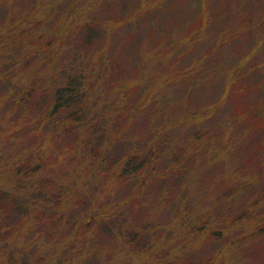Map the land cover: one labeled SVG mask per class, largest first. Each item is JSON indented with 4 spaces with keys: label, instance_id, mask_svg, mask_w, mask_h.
I'll return each instance as SVG.
<instances>
[{
    "label": "trees",
    "instance_id": "obj_1",
    "mask_svg": "<svg viewBox=\"0 0 264 264\" xmlns=\"http://www.w3.org/2000/svg\"><path fill=\"white\" fill-rule=\"evenodd\" d=\"M89 1L83 0L81 4L78 0H67L66 4H60L53 0H36L28 7L18 0H0V6L7 14L0 22V83L5 88L0 92V177L10 175L7 185L0 182V252L3 256L0 264H78L85 260L97 262L95 264H220L218 253L202 256L204 250L199 247V242L205 235L208 242L218 241L229 234L230 226L242 233L240 238L246 243L264 233V218L256 211L258 201L251 202L249 208L245 204L244 194L247 192L243 188L252 175L247 176L244 183H232L233 187L231 185L217 195L220 198L214 219L200 215L199 218L209 224H222L221 230L206 233L209 229L206 223L199 221L195 225L198 211L195 208L194 212L193 208L188 212L180 210L178 197L182 192L183 197L188 198L185 196L191 195L193 188L197 189L196 183L205 184L206 172L216 163L214 158H206L210 153L206 144L207 134L197 131L192 144H180L174 148L184 153L182 157L186 159L193 144L206 146L192 160L189 169L175 167L185 162L175 158L172 168L165 165L159 169L165 163L161 160L165 146L151 151L145 149L146 155L140 159L135 154H110V144L105 142H113L116 135L128 131L129 125L141 116L147 100L137 103L130 100L128 88L120 81L108 90L99 88L100 101L112 95L119 98L106 111L100 106L97 108L96 119L112 115L107 125L98 120V125L87 128L91 103L85 104L83 97L86 81L102 67V72H116L106 42L95 52L74 54L63 61L61 73L56 69L58 74L51 71L61 56L60 50L65 49V35L84 22L83 16L88 9L106 0ZM141 6L147 11L153 8L150 2L146 4L143 0L138 3V7ZM76 7L80 9L79 14L73 18ZM138 7L133 13L138 11ZM164 8L163 5L161 10ZM93 15L94 12L87 21L90 22L89 27L96 23L92 20ZM162 51L166 53L165 49ZM172 54V50L167 53L169 56ZM78 63L80 71L76 69ZM237 89L234 86L233 90L240 92ZM38 91L45 95L44 105L31 109L39 97ZM230 92L229 87L226 88L224 97ZM257 106L239 116L238 120L243 121L253 112L256 122L253 126L259 130L263 125L261 121H264V101ZM49 122H52L51 128L45 130ZM113 124L114 134L106 127ZM70 132L76 134V141L71 147L60 149L63 135ZM226 134L224 131L217 138L222 139ZM30 137H33L31 142L24 141ZM2 140L11 144L1 147ZM210 145L214 150L224 149V144ZM77 148V154L81 156L71 157ZM170 149L167 147V158L174 157ZM230 177L231 174L225 171L212 180L231 184ZM167 178L182 179L179 189L172 196L167 191L169 188H163L159 192L160 198L149 201L159 202L157 206L160 209L169 207L174 214L173 219L177 218L182 223L180 234L174 235H182L183 247L176 250H171L173 239L168 235L169 228L155 224L156 206L147 205L146 213L132 218L134 210H123L122 202H117L111 192L129 180H138L140 187L145 189L148 184ZM167 185L170 186L169 183ZM105 187L109 194L101 193ZM93 188L100 190L101 205L94 202ZM238 194L243 195L242 206L245 207L240 214H233L231 210L220 211L238 201ZM199 202H195L196 207L202 203ZM102 232L111 233L113 239L106 243L96 241L95 237ZM15 240L22 246L17 247ZM4 242L9 250L1 248ZM118 245L122 246L121 249H117ZM239 249L242 247L230 245L227 252L229 261L235 258Z\"/></svg>",
    "mask_w": 264,
    "mask_h": 264
},
{
    "label": "rangeland",
    "instance_id": "obj_2",
    "mask_svg": "<svg viewBox=\"0 0 264 264\" xmlns=\"http://www.w3.org/2000/svg\"><path fill=\"white\" fill-rule=\"evenodd\" d=\"M35 1L18 0L28 7ZM53 1L60 4L67 2ZM78 1L83 4V0ZM140 1L106 0L100 5L95 4L92 8L94 10L88 9L83 16L84 22L79 27L75 25L78 28L65 35V49L60 50L61 56L51 71L54 70L58 74V70L61 73L63 61L66 62L74 54L95 52L106 42L116 72H102V67L101 71L94 72L91 79L86 81L83 97L85 104L91 103L87 128L98 125V120L107 125L112 115L96 119L97 108L100 106L106 111L114 105L116 98H119L112 95L100 101L99 88L108 90L120 81L128 88L130 100L135 103L147 100L142 107L141 116L129 125L128 131H123L120 136H113L116 138L113 142H105L103 139V142L110 144V154L123 156L129 153L140 159L146 155L145 149L151 151L155 147L165 146L161 158L165 163L160 165L159 169L165 165L172 168L175 165L173 158L181 163L182 160L185 161L181 166L175 167L189 169L192 160L206 146L193 144L186 159L182 157L184 153L177 152L174 148L180 144H192L194 133L201 131L208 135L206 144L210 153L206 158H214L216 163L206 172L205 184L196 183L197 189L193 188L192 194L185 196L188 198H184V193L181 192L178 197L180 210L188 212L193 208L194 212L195 208L198 211L195 225L200 221L208 226L206 233L219 231L222 226L220 222L209 224L203 218H215L214 212H218L217 203L220 198L217 195L221 191L226 190L232 183H244V179L252 175L243 188V191L247 192L244 194L246 208H249L254 200L258 201L259 208L256 211L264 218V121H261L263 125L256 130L253 126L256 124L253 112L244 117L243 121L238 120L239 116L256 109L257 105L264 101V0H143L153 6L148 11L142 6L138 7ZM163 5L165 8L161 10ZM136 7L138 11L133 13ZM2 9L0 6V22L7 16ZM79 10L76 7L71 17L78 15ZM93 12L96 19L92 17V20L96 23L89 27L90 22L87 21ZM127 16L130 18H126ZM164 49L166 53L162 51ZM169 50L173 51L170 56L167 55ZM76 66L80 71V63ZM234 86H237L240 92L234 91ZM228 87L231 92L224 97ZM4 89L0 83V92ZM41 94L38 91L39 97L31 105V109L44 105L42 102L45 95ZM51 123L45 126V130L51 128ZM106 127L114 134V124ZM224 131L227 132L225 137L218 139L217 136L224 134ZM67 134L63 135L60 146L62 150L71 147L76 141L75 133ZM32 138H26L24 141L29 143ZM10 144V141H1V147ZM210 144H224V149L214 150ZM167 147L171 148L169 152L173 150L174 157L170 154V158L165 157ZM78 149L71 157L81 156L77 154ZM158 150L160 149H156ZM225 171L232 176L231 184L212 180ZM9 179L10 175L5 174L0 177V182L7 185ZM181 180L167 178L153 182V185L150 183L145 189L140 187L138 180H129L122 182L116 191L113 192L112 189L111 192L117 202H122L123 210H134L132 218L146 213L144 209L148 208L147 205L156 206L155 224L169 228L168 235L173 239L171 250H176L183 244L182 235H174L180 234L182 223L177 218L173 219L174 214L169 207L160 209V206H157L159 202H150L149 199L160 198L159 192L163 191V188H169L167 191L173 196L174 191L181 186ZM104 189L101 193H110L108 188ZM99 192V188H93L91 194L94 193V202L101 205L103 201L99 199ZM238 197V201L220 211L231 210L233 214H240L245 207L242 206L243 195L238 194ZM196 201L202 203L199 202L200 205L196 207ZM200 215L203 218H199ZM1 219L0 216V221ZM228 227L229 234L226 233V236L218 241L208 242L205 240L207 235L200 240L199 247L204 250L202 256L211 252L218 253L220 264H264V233L252 242L244 243V239L240 238L242 233ZM110 234L102 232L95 237L96 241L106 243L113 239ZM15 245L22 246L17 240ZM230 245L242 249L229 261L227 252ZM3 247L9 250L5 242L1 245V248ZM81 247L82 245L79 248ZM121 247L118 245L117 249ZM2 259L1 251L0 260ZM95 263L97 262L87 260L78 262Z\"/></svg>",
    "mask_w": 264,
    "mask_h": 264
}]
</instances>
